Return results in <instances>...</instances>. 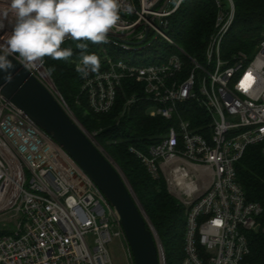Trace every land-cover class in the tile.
I'll list each match as a JSON object with an SVG mask.
<instances>
[{
    "label": "built area",
    "instance_id": "1",
    "mask_svg": "<svg viewBox=\"0 0 264 264\" xmlns=\"http://www.w3.org/2000/svg\"><path fill=\"white\" fill-rule=\"evenodd\" d=\"M185 1L121 0V21L108 44L129 52L155 35L174 53L160 63L106 57L107 69L83 75L80 91L94 114H107L124 80L143 86L141 98L152 103L149 115L174 124L158 145L131 152L184 198L182 264H248L249 234L260 230L263 208L247 200L237 165L249 147L264 144V38L254 54L223 59L236 7L234 0H215L203 59L190 56L167 34ZM13 24L10 15L0 16V43ZM22 66L42 83L49 76L44 64ZM139 99L131 96L126 106ZM188 103L203 111L200 126L182 117ZM115 239L127 243L116 209L64 149L0 92V264H113L109 247Z\"/></svg>",
    "mask_w": 264,
    "mask_h": 264
},
{
    "label": "trees",
    "instance_id": "2",
    "mask_svg": "<svg viewBox=\"0 0 264 264\" xmlns=\"http://www.w3.org/2000/svg\"><path fill=\"white\" fill-rule=\"evenodd\" d=\"M234 3V23L222 47L225 60L239 52L254 54L264 34V0H234ZM217 10L215 0H186L171 16L167 34L187 54L202 60L207 41L213 32ZM76 43L69 40L62 44V48H71L73 51V55L66 61L44 58L47 72L49 68L55 69L49 75L50 79L79 123L88 133H97V144L125 174L162 240L166 250V264H182L185 258L186 210L168 191L165 179L153 178L143 162L131 152L132 147L146 152L149 146L161 143L174 121L151 117L149 109L152 103L141 98L143 86L131 79L122 82L109 113L94 114L89 109L87 97L80 91L84 76L76 70L77 64L81 62V50L76 48ZM150 48L156 53L161 48L166 55L143 63H160L174 53V48L160 37L151 43ZM86 54L98 56V72L107 69L103 64L106 57H113L115 61L130 59L108 43L89 42ZM133 95L140 99L133 106L127 107L126 103ZM181 112L185 120L195 126L201 125L197 117L203 111L196 104L184 105ZM237 176L247 200L259 203L263 208L258 220L260 230L249 234L251 253L247 262L264 264V144L247 149L237 165Z\"/></svg>",
    "mask_w": 264,
    "mask_h": 264
},
{
    "label": "water",
    "instance_id": "3",
    "mask_svg": "<svg viewBox=\"0 0 264 264\" xmlns=\"http://www.w3.org/2000/svg\"><path fill=\"white\" fill-rule=\"evenodd\" d=\"M9 59L15 64L13 78L8 82L0 72L1 94L62 147L116 209L134 264H161L154 226L120 167L91 139L59 93Z\"/></svg>",
    "mask_w": 264,
    "mask_h": 264
},
{
    "label": "clouds",
    "instance_id": "4",
    "mask_svg": "<svg viewBox=\"0 0 264 264\" xmlns=\"http://www.w3.org/2000/svg\"><path fill=\"white\" fill-rule=\"evenodd\" d=\"M121 0H0V16H11L14 24L6 41L0 43V72L11 82L17 59L25 67L44 63L45 57L68 60L73 51L62 48L73 40L81 50L77 72H98L100 60L86 54L88 43H108L110 31L119 27ZM131 12V7L125 9ZM48 69V74L54 72Z\"/></svg>",
    "mask_w": 264,
    "mask_h": 264
},
{
    "label": "rangeland",
    "instance_id": "5",
    "mask_svg": "<svg viewBox=\"0 0 264 264\" xmlns=\"http://www.w3.org/2000/svg\"><path fill=\"white\" fill-rule=\"evenodd\" d=\"M263 38H264V34H263ZM155 39H156L155 35H150V37H149V39L147 40L146 43H144L142 45H138V46L132 47V49H134L133 51L127 52V51L122 50L121 53L123 55H125V57H129L131 61H138V62L153 60V59H156V58H163V56L166 55V52L163 49L158 48V52L156 53L154 49L150 48L151 43ZM42 79H43V83L48 88H50L52 91H54V93L58 92L55 89V86H54L53 82L51 81V79L49 78V76L48 77H43ZM68 110H70V109L68 108ZM70 112H71V110H70ZM89 134L95 135L94 139H95V137L97 135V133H89ZM166 187H167L168 191L180 202V204L186 210V205L184 203V198H182L181 195H178V194L174 193L172 191V189L169 188V186L167 185V182H166ZM155 231H156V229H155ZM156 236L158 238V241L162 245L161 247H162L163 254H164V257H165V262H166V252H165L166 250H165V248L163 246L162 240H161L159 234L157 233V231H156ZM109 249H110V256H111V260H112L113 264H134L132 254H131V251H130L129 246H128L127 243L123 246V244L121 243L120 240L115 239L113 241V243L110 245Z\"/></svg>",
    "mask_w": 264,
    "mask_h": 264
}]
</instances>
